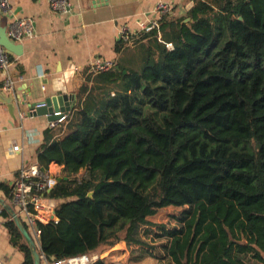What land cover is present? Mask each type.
<instances>
[{"label": "trees", "instance_id": "trees-1", "mask_svg": "<svg viewBox=\"0 0 264 264\" xmlns=\"http://www.w3.org/2000/svg\"><path fill=\"white\" fill-rule=\"evenodd\" d=\"M136 42L138 68L90 72L76 129L39 148L40 166L67 176L49 193L59 221L38 225L41 253L52 262L126 242L139 260L157 247L142 228L160 225L165 264H264V0H199ZM0 188L11 203L12 185ZM169 205L183 208L175 226L150 220ZM2 213L22 264H35Z\"/></svg>", "mask_w": 264, "mask_h": 264}, {"label": "crops", "instance_id": "crops-1", "mask_svg": "<svg viewBox=\"0 0 264 264\" xmlns=\"http://www.w3.org/2000/svg\"><path fill=\"white\" fill-rule=\"evenodd\" d=\"M166 1L173 5L170 16L180 18L187 15L199 0H194L190 7L188 4L191 0ZM10 2V9L0 12V20L1 17H7L9 27L15 18H26L31 19L36 27L34 37L19 41L23 44L22 53L12 54L13 63L9 74L17 79L12 91L17 103L15 116L8 105L0 100V183L12 185L24 163H39V148L45 141L63 137L76 129L82 119L77 105L79 102L84 105L79 97V89L87 81L93 58L111 59L116 62V67L120 63L126 67L138 68L139 62L130 59L129 53L137 50L139 42L126 45L120 31L125 25L136 31L141 22L156 17L158 0H108L97 4L93 0H72V7L68 12L54 11L48 0ZM179 28V22L172 23L163 29L162 37L167 41L174 40ZM6 75L5 71L0 70L1 89ZM92 84L90 81L89 85ZM58 92L74 94L77 99L73 111L67 114L65 121L52 127L47 116L29 114L24 99L30 102L37 99L39 94L47 96ZM20 111L25 112L23 118ZM15 145H20L21 149L15 151ZM62 168V165L52 162L49 170L60 176ZM0 196L6 199L1 188ZM2 207L0 206V256L5 264H22L25 254L11 241L6 226L8 218L2 213ZM116 251L118 250L110 249L107 259L112 258ZM43 264H46L44 259Z\"/></svg>", "mask_w": 264, "mask_h": 264}, {"label": "built area", "instance_id": "built-area-1", "mask_svg": "<svg viewBox=\"0 0 264 264\" xmlns=\"http://www.w3.org/2000/svg\"><path fill=\"white\" fill-rule=\"evenodd\" d=\"M11 0H0V12L8 11L11 6ZM51 8L56 12H68L71 9L72 0H48ZM194 0L188 4L190 7ZM173 5L166 0H158L155 7L157 13L156 17L150 21L140 23L138 30L133 31L129 26L125 25L121 28L120 34L126 44H133L135 40L144 32L150 31L154 28L160 30L161 18L165 14L172 11ZM9 36L19 42L27 37H34L36 35V27L31 19L15 18L8 27ZM167 46L171 47L172 42H167ZM13 63V55L0 42V70L7 73L3 81V89L7 92H12L17 84V79L9 74L10 67ZM116 66V62L111 59L103 57H95L90 63V70L93 73L108 71ZM21 118L25 116V112H19ZM67 115L51 121V126L55 127L59 123L66 120ZM20 145H15L14 150H20ZM58 176L51 173L50 170L42 169L39 163L23 164L18 170L17 178L12 184L10 192L11 203L21 216L28 229L34 237L36 244L40 247L41 228L40 223L58 222L59 216L57 214L58 202L55 198L49 195L50 191L57 185ZM88 254V253H86ZM85 255V254H82ZM78 255V256H82ZM78 256L65 257L55 261H48L43 255L46 264H76L75 259ZM102 258L99 254L95 256L90 262L91 264L96 260ZM0 264H5L0 256ZM112 264H122L120 261H115Z\"/></svg>", "mask_w": 264, "mask_h": 264}, {"label": "water", "instance_id": "water-1", "mask_svg": "<svg viewBox=\"0 0 264 264\" xmlns=\"http://www.w3.org/2000/svg\"><path fill=\"white\" fill-rule=\"evenodd\" d=\"M107 1L108 0H93V3L97 4ZM240 18L242 19L243 17L241 16ZM0 42L11 54L19 55L23 51V44L13 40L8 34L7 17H1L0 20ZM119 67L120 66L117 65V68ZM0 100L8 105L10 112L13 114V116H15L17 103L15 101L14 93L7 92L0 88ZM76 102L77 99L74 94L70 95L63 92H58L54 95L47 96L39 94L37 99L30 102H26V99H24V103H27L28 105L30 115H45L50 121L57 120L72 112ZM42 169H44V167H42ZM63 178H67V176H58V181L62 180ZM90 195H92V192H90ZM0 203L11 213L12 218L15 220L25 239L29 243L32 249L35 264H43V254L41 253L34 237L32 236L21 216L17 213L14 206L1 196Z\"/></svg>", "mask_w": 264, "mask_h": 264}, {"label": "rangeland", "instance_id": "rangeland-1", "mask_svg": "<svg viewBox=\"0 0 264 264\" xmlns=\"http://www.w3.org/2000/svg\"><path fill=\"white\" fill-rule=\"evenodd\" d=\"M129 58L134 62H139V50H135L129 53ZM83 174H79L78 176H82ZM73 190H77L78 184L76 181L72 182ZM183 210L182 207H178L175 205H169L164 207L161 211H159L156 215L150 217V220L159 224H166L168 228H172L177 224V216ZM160 225H145L142 228L143 236L157 246L156 248H151L147 254L137 260L138 254H140L141 250L133 246H128L126 242H122L121 245H116L112 248L117 249L116 253L112 258L108 257L111 263L114 261H120L122 264H165L166 260L164 258V253H162L164 246L163 243L166 241L165 237L157 236L154 232L158 231L162 232V229L159 227ZM101 257H106L107 253H101L99 250L97 251Z\"/></svg>", "mask_w": 264, "mask_h": 264}, {"label": "bare ground", "instance_id": "bare-ground-1", "mask_svg": "<svg viewBox=\"0 0 264 264\" xmlns=\"http://www.w3.org/2000/svg\"><path fill=\"white\" fill-rule=\"evenodd\" d=\"M99 253L98 252H92V253H88L82 256H78L75 259V263L76 264H85L87 262H90L95 256H98Z\"/></svg>", "mask_w": 264, "mask_h": 264}]
</instances>
